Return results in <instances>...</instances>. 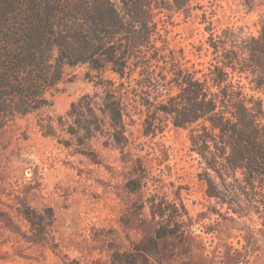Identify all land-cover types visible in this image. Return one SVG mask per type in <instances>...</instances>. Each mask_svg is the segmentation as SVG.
I'll return each mask as SVG.
<instances>
[{"label":"trees","instance_id":"1","mask_svg":"<svg viewBox=\"0 0 264 264\" xmlns=\"http://www.w3.org/2000/svg\"><path fill=\"white\" fill-rule=\"evenodd\" d=\"M195 9L193 0H0V131L52 105L66 66L111 70L118 89L130 88L144 107L145 134L167 122L189 129L192 149L205 164L200 177L209 197L227 213H263L264 19L258 34L246 37L228 27L217 35L209 21L214 56L199 66L168 37L173 16L189 17ZM202 17L206 23L205 12ZM87 77L93 80L90 71ZM97 77L101 92L81 95L58 118L69 134L61 142L91 155L87 145L98 134L107 136L105 145L129 144L130 102L112 88L116 80ZM142 177L128 180L127 188L138 191ZM150 202L153 215L166 220L131 250L114 252L112 264H149L164 255V238L183 236L178 207L154 197ZM48 211L51 224L54 210ZM25 214L38 234L46 232L40 212L26 207Z\"/></svg>","mask_w":264,"mask_h":264},{"label":"rangeland","instance_id":"2","mask_svg":"<svg viewBox=\"0 0 264 264\" xmlns=\"http://www.w3.org/2000/svg\"><path fill=\"white\" fill-rule=\"evenodd\" d=\"M193 4L191 16H173L168 37L199 66L214 56L205 29L209 21L217 35L228 27L246 37L257 35L264 19L263 0L252 6L245 0ZM98 75L116 80L112 88L130 102L129 144L105 145L107 136L98 134L87 145L91 155L61 142L69 134L58 118L81 95L101 92ZM118 82L111 70L66 66L52 105L17 117L0 131V264H112L114 252L131 250L166 220L153 215L152 197L178 207L183 236L164 238V255L149 264H264V212L227 213L209 197L200 177L205 164L192 149L189 129L167 122L157 133L145 134L144 107L131 98L130 88L119 90ZM140 174L141 188L131 191L127 181ZM26 207L44 216V234L33 228Z\"/></svg>","mask_w":264,"mask_h":264}]
</instances>
